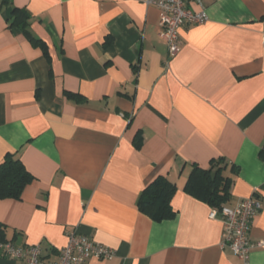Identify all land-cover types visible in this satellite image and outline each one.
Returning a JSON list of instances; mask_svg holds the SVG:
<instances>
[{"label":"crops","instance_id":"obj_1","mask_svg":"<svg viewBox=\"0 0 264 264\" xmlns=\"http://www.w3.org/2000/svg\"><path fill=\"white\" fill-rule=\"evenodd\" d=\"M201 5L207 21L183 26L170 57L145 0H0V163L33 177L20 200H0L5 242L55 262L76 231L115 252L85 264H241L183 191L194 166L217 161L224 206L259 198L248 238L264 242V0ZM158 177L176 188L161 222L137 207ZM248 264H264V246Z\"/></svg>","mask_w":264,"mask_h":264},{"label":"built area","instance_id":"obj_2","mask_svg":"<svg viewBox=\"0 0 264 264\" xmlns=\"http://www.w3.org/2000/svg\"><path fill=\"white\" fill-rule=\"evenodd\" d=\"M202 0H145V4L154 6L159 11V36L167 47V53L174 57L180 50V30L185 25H202L207 21V15ZM191 5H196L199 11H194ZM261 211L259 198H245L234 207L222 206L221 209H211L209 219L222 223L220 247L228 249L241 264H248L249 253L253 248L264 246L263 241L252 243L248 232L253 220ZM115 252L89 237L76 231L67 234L65 246L60 250L55 262H44L38 245L17 247L10 242L0 243V258L20 261L24 264H85L90 259L100 261L111 260Z\"/></svg>","mask_w":264,"mask_h":264},{"label":"trees","instance_id":"obj_3","mask_svg":"<svg viewBox=\"0 0 264 264\" xmlns=\"http://www.w3.org/2000/svg\"><path fill=\"white\" fill-rule=\"evenodd\" d=\"M2 2L8 3L9 0H2ZM18 11L14 8L13 14ZM19 12L23 20L17 17L11 24L17 25L20 30L28 34L25 30L28 17L23 11ZM21 23L22 25H19ZM220 162H212L207 170L194 166L183 189L188 196L218 211L227 202L230 187V180L222 175V168H218ZM32 181L33 177L19 160L12 156L5 157L0 163V200H20L23 190ZM175 192V185L165 177L156 178L140 195L137 202L139 212L156 222L173 218L175 213L171 208V201ZM3 237L0 230V243L5 242Z\"/></svg>","mask_w":264,"mask_h":264}]
</instances>
